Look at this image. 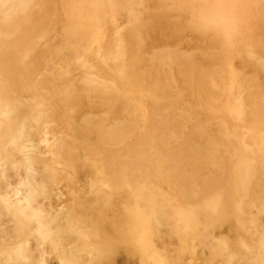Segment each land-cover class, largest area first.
<instances>
[{"label": "bare ground", "instance_id": "obj_1", "mask_svg": "<svg viewBox=\"0 0 264 264\" xmlns=\"http://www.w3.org/2000/svg\"><path fill=\"white\" fill-rule=\"evenodd\" d=\"M149 1L0 0V264H264V0H156L213 71L146 66Z\"/></svg>", "mask_w": 264, "mask_h": 264}, {"label": "rangeland", "instance_id": "obj_2", "mask_svg": "<svg viewBox=\"0 0 264 264\" xmlns=\"http://www.w3.org/2000/svg\"><path fill=\"white\" fill-rule=\"evenodd\" d=\"M61 1L63 0H58L57 2L55 0H52V2H49V8H48V9L51 8V12L53 11L55 12L56 8H59V11H58L59 17H57V15L56 16L54 15L56 17V20L50 23V24H53V23L56 24L59 28H62L65 26L66 24L65 14H67V12L64 11L66 9L67 4L62 3ZM146 4H147V7L151 9V11L150 13L145 12L143 15L140 16L141 17L140 20L142 23L140 25V35L138 36L139 37L138 42L142 46V48H138V49H140V53L145 54L146 61L144 62L147 64L146 66H148V63H149V59H150L149 57L153 55L155 50L178 49V50H184V51L191 50L192 54H195V61H197L198 64H201L202 67L203 66L206 67L207 68L206 70L213 71L215 70V68L218 67L217 65H215V63H219V61H217L219 57L226 56L225 52H223L222 50L220 51V48H219L220 46H217L214 42H212V40L203 39V36L199 37L191 33L192 28L187 27V23L189 21V15H188L189 13L181 14L179 11L168 10L167 8L165 9L161 8V10L160 9L156 10L154 6H157V7L159 6L156 0H151ZM105 21L107 22L110 28V31L113 32L112 31V28H113L112 21H114V19L107 17ZM120 22L122 23L126 22V19L120 20ZM127 24H123V25H125V27L128 26V28H130L133 25L131 24L129 26ZM134 29L135 28H131L129 30L131 31V35ZM140 40L143 43H141ZM201 51H206L205 53L207 55L211 54L213 57L210 56V57L205 58L203 57L204 55H201L200 53ZM227 57H229V60L232 59L231 55L230 56L227 55ZM237 61L238 59L235 58L234 62H237ZM184 64L187 65L185 66L186 70L190 68L189 67L190 63L184 62ZM143 66H144V63L139 67L140 70L141 68H144ZM152 66L150 65L149 67L152 68ZM151 70L153 71V75L159 74V76H157V78L158 77L160 78V79L158 78L160 80L159 82L163 84H167L168 82L167 74L170 73L169 70L161 71L160 69L155 70L154 68H152ZM176 70H177L176 67H174V70H172V73L174 75L175 80L178 82L179 88L183 90V87L186 85L183 83V81H181L182 80L181 75ZM252 75H256V74L253 73ZM157 78L154 77L152 80H149V81H155L154 83H156L158 81ZM259 82L261 81L259 80ZM262 82H261V87L264 88V83ZM154 83H151V84L148 83V85L154 86L155 85ZM210 88H211V85H210ZM214 95L215 96L217 95L227 96L226 92L223 89L220 91H216L212 96ZM225 98L226 97H224V99ZM222 101H226V99L225 100L218 99L216 102L221 103ZM232 123L235 124L236 126L242 127L238 122L236 123L232 122ZM251 123H254V121L252 120ZM214 129H215L214 134L216 135V137H222V133H221L222 128H221L220 122L219 124L214 126ZM226 163L228 164V162ZM252 190H253V193L255 194L256 191L258 190V187L254 186Z\"/></svg>", "mask_w": 264, "mask_h": 264}]
</instances>
